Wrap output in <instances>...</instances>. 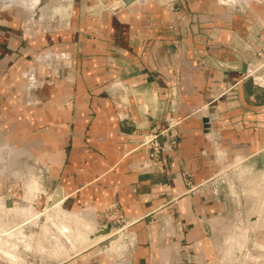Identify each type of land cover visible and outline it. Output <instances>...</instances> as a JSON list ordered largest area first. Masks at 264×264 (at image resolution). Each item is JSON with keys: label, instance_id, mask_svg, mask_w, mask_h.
Wrapping results in <instances>:
<instances>
[{"label": "crops", "instance_id": "0c3cea01", "mask_svg": "<svg viewBox=\"0 0 264 264\" xmlns=\"http://www.w3.org/2000/svg\"><path fill=\"white\" fill-rule=\"evenodd\" d=\"M4 1L1 151L32 158L52 189L60 187L68 211L92 216L116 203L133 222L130 264H189L184 253L200 260L195 264H220L208 221L228 218L231 206L209 180L235 156L264 157V87L245 77L246 63L264 46V0H69L56 21L40 10L51 0H24L28 8ZM41 52L55 54L36 61ZM170 118L177 121L175 151L163 154V171L143 167L142 135ZM183 168L193 173L191 192ZM249 176L241 183L255 196L251 224L264 228V175ZM4 183L0 176V192ZM261 236L253 245L264 249ZM228 237L230 249L245 246L242 230ZM113 243L78 259L95 254L96 264H109L101 255L124 246ZM249 258L264 264V254ZM224 259L230 264L228 249Z\"/></svg>", "mask_w": 264, "mask_h": 264}, {"label": "rangeland", "instance_id": "374dc122", "mask_svg": "<svg viewBox=\"0 0 264 264\" xmlns=\"http://www.w3.org/2000/svg\"><path fill=\"white\" fill-rule=\"evenodd\" d=\"M12 2H20L21 5L28 8L25 1L22 2L21 0H7L4 4ZM7 149H9V152L14 157L12 160L13 164L11 165H13L17 170H24L26 174H22L21 176H19V174L14 175L13 173L15 172H13L14 170L12 169L0 172V176H2L5 181L4 189L0 192L1 201L4 202L0 203V207L7 208L10 204L12 205L10 209L0 213V222L2 221L0 223V264H66L72 260H76V263L73 264H84V262L85 264H91L90 261H93L95 262L93 264H96L98 263V260H101L98 259L96 261L100 255L92 254L88 258L85 257L86 260L85 258L84 260H80L78 257H81L82 254L88 251H93V253H95V250H98L99 247L101 249H105L109 241L114 242L113 244L117 243L119 246H121V243L124 244V242H126L125 237H123V234L125 233L124 230H119L116 233H114L113 230L108 236L113 233L114 234L107 239H105L107 236L105 238L104 236L96 237L95 234L98 231L97 226H100L94 219L96 214L90 216L82 211H75L76 214H61L57 211H52L50 209L52 198H49V196H51L50 194H52V191L54 193L55 188L52 189V180L48 177L49 175H47L46 172H43L41 167V170L38 169L32 158L20 154V152H13L9 147ZM239 156L240 157L238 158L236 157L234 163L230 166H238L240 164L238 161H241L243 157H241V155ZM25 162L27 165H25ZM239 168L241 170H239L238 167L231 169V171L227 173V178H225L226 176L224 174L221 175L222 180L232 181L234 185V188L231 189L233 195V198L231 197V215L228 214L229 216H227V220L221 222L220 226L217 227L219 235H217L218 237L216 238V242L213 241V245L216 244L219 248L218 256H220L221 259H224V251L227 249V237L224 236L223 233L225 232L227 234L231 229V231H234L235 228L233 229L232 225H239L238 222H241V225L243 224L242 226H246L245 220H241L239 217H244V213L251 214L250 211H253L256 207L255 196L244 194L241 182L246 180V177L247 179L250 178L249 175H251V173L253 175L259 173L264 175V157L261 159L259 157H254L249 160H244L240 164ZM248 170L251 171L249 174ZM25 177L28 179L31 178V183H29L26 179L24 180ZM255 179H257L256 176ZM220 187H222L225 195L229 198L228 190L225 188V184L222 183ZM36 211L38 213H36ZM6 212H9L10 214ZM18 216L23 218H19ZM4 218L8 220H5ZM33 218L35 219L33 220ZM237 218L239 219L237 220ZM34 221H36V224ZM93 221L97 225L96 227L90 224ZM252 224H256V222L254 221ZM126 230H128V228ZM236 230H241V227L238 226ZM33 233L34 235L36 234V236H34ZM260 235H263L261 237H264V234ZM256 240L258 241L260 238H256L255 241ZM252 251V256H259L256 250ZM118 252V254L109 253L101 256L105 257L110 264L113 262V260L109 257L111 256L110 254H112V258H114V255L120 257L124 254L121 251ZM244 252L245 251L242 253ZM245 255L247 259H251L249 258L250 253ZM199 261L200 260L197 259V262ZM220 264L228 263L223 260ZM249 264L252 263L249 262Z\"/></svg>", "mask_w": 264, "mask_h": 264}, {"label": "built area", "instance_id": "2783aa9c", "mask_svg": "<svg viewBox=\"0 0 264 264\" xmlns=\"http://www.w3.org/2000/svg\"><path fill=\"white\" fill-rule=\"evenodd\" d=\"M138 1H152L156 3H165L169 4V0H138ZM222 4L228 3L229 5L233 6H240L242 3V0H219ZM123 4V2H122ZM112 8L111 6H109ZM26 31V30H25ZM43 53H38L35 56L36 61H48V57L43 58ZM254 59L250 60L246 63L245 67V77H249L252 82L258 86H263L264 87V46L259 47V49L254 50ZM51 55H54V53H51ZM50 57V56H49ZM35 100L33 98H30L27 100V103H32ZM210 108L209 105L207 104L205 107L201 108V113L204 115V117L207 119L206 120V129L209 126V113ZM177 121L173 118H170L167 120V124L164 128H162L159 131L156 130H151L150 132L142 135L141 140L139 142V147L142 148V151L147 155V161L143 167L146 168H151V169H156L159 171H163V166H164V156L163 154L166 153L168 155H171L172 152L175 151L176 146H177V140H176V134L174 131V128L176 126ZM158 137L162 139V141H159ZM236 157L231 158L229 161H227L225 164H223L217 171L216 173L210 178L209 184L211 185V190L215 193V196L218 197L217 195H221V199H224V202L228 204V206L232 207V200L231 197L232 192L231 189L234 188V185L232 181L229 180H222V174H224L227 178V173L231 171V169L238 167L239 168L240 164L244 160H249L248 158L242 156V160L239 162L240 164L238 166H230L232 163H234ZM248 172H250L248 170ZM181 176L182 180L186 186V192H191L196 188V185L193 184V173L186 169L183 168L181 171ZM225 184V188L228 190V196L225 195L224 190L222 187H220L221 184ZM242 185V183H241ZM233 198V197H232ZM96 215L94 216V219L96 220V223L102 227H106L108 230H114V233H116L119 230H124L123 237H125L126 242H124L123 248H121L123 255L120 257L114 255V258L109 256L113 262L110 264H130L129 260V254L130 252L133 251L134 246H135V241H134V236L132 235V232L129 230V226L133 223L130 220H127L123 217L121 210L119 206L116 203H111L107 205L103 210L100 212L95 213ZM225 213L217 214L215 217L210 219V222L208 221V237L210 240L213 242H216V238L218 237V229L217 227L220 226L221 222L226 221V217L224 216ZM245 216L242 217L240 216L241 220H245L246 226H242L241 222H238V226H241L242 233H245L246 235V241H245V246H242V248H232L230 249V241H229V234L233 233L234 231L228 232L227 234L224 232L223 235L227 237V249L229 250V253L231 255V262L230 264H249L251 262L252 264L256 263V261H252L247 259L245 256L246 250H249V253L253 252L252 250H256L259 254V258L257 261H260L262 255L264 254V249L262 248H256L253 243L256 242V235L257 234H264V228H254L251 224V218H254L251 214H246L244 213ZM255 215V214H253ZM237 218V220L239 219ZM209 220V219H208ZM248 224V225H247ZM250 224V226H249ZM237 225V224H236ZM235 225H232V227ZM128 228V230H126ZM246 229V230H245ZM235 232H237L236 229H234ZM113 233V234H114ZM111 234V235H113ZM110 235V236H111ZM110 236H107L105 239L109 238ZM104 240V239H103ZM257 242H261L258 240ZM217 253H219V248L214 245ZM238 249V250H236ZM245 251L244 253H242ZM195 257V258H194ZM217 257L219 258L218 262H222L225 259H221L220 256ZM126 258V259H125ZM229 258V257H228ZM182 259L186 260L189 263H196L197 257L194 254H189V253H184L182 254ZM181 259V260H182ZM221 259V260H220ZM241 261V262H239ZM226 262V261H225ZM227 263V262H226ZM211 264H216V261L211 262Z\"/></svg>", "mask_w": 264, "mask_h": 264}, {"label": "bare ground", "instance_id": "6f19581e", "mask_svg": "<svg viewBox=\"0 0 264 264\" xmlns=\"http://www.w3.org/2000/svg\"><path fill=\"white\" fill-rule=\"evenodd\" d=\"M22 2H24V0H21ZM29 1V3H30V5L31 4H33V2H34V0H28ZM66 1H68V3H69V0H51V2L48 4V5H46L45 7H41L40 8V10H41V12H42V15L43 16H46V17H48V16H51V17H53V18H55L54 20L56 21L57 19H59V17L61 16V14L63 13V11H64V9H65V5H66ZM4 2H6V1H4ZM119 2L122 4V2H123V0H119ZM26 3V2H25ZM67 3V4H68ZM53 20V21H54ZM54 21V22H55ZM55 54V53H54ZM44 55V54H43ZM51 55V53H47L46 55H44L43 56V58H45V57H49ZM1 149L2 148H0V170H4V171H9V169H12V170H14L13 172H15V173H13L14 175H18L19 174V176H21L22 174H26L25 173V171L24 170H17L13 165H11V164H13L12 162V160H13V156L11 155V154H6V152H2L1 151ZM3 150H5V149H3ZM238 157H240V156H238ZM237 157V158H238ZM242 157V156H241ZM238 161V160H237ZM238 162H240V161H238ZM25 165H27V163L25 162ZM16 170V171H15ZM32 176V175H31ZM27 180L29 183H31L30 182V179L31 178H27V177H25L24 178V180ZM36 179V178H35ZM245 186V185H244ZM56 190V189H55ZM56 191H54V193H53V191H52V194H50L51 196H49V198H52L53 199V196L54 195H57L56 193H55ZM32 193V192H31ZM25 201H27V200H25ZM30 201V200H29ZM2 202H4V201H1V198H0V203H2ZM24 202V201H23ZM22 203V202H21ZM30 203V202H29ZM4 204V203H3ZM25 205V204H24ZM27 205H29V204H27ZM12 207V205L10 204V206H8L7 208L6 207H0V213H2L3 211H6L7 209H10ZM50 209L52 210V211H57V212H59V213H61V214H76L75 212H72V211H68V210H66L64 207L62 208V196H58L56 199H54V200H52V203L50 204ZM36 210V209H35ZM38 211V210H37ZM36 211V213H38ZM48 211V210H47ZM6 213H8V214H10L9 212H6ZM13 213V212H12ZM22 213V212H21ZM52 213V212H51ZM14 214V213H13ZM60 214V215H61ZM3 216H4V214H3ZM49 216V215H48ZM81 216V215H80ZM5 217V216H4ZM14 217V216H13ZM19 217V216H18ZM79 217V216H78ZM15 218V217H14ZM19 218H23V217H19ZM81 218H82V216H81ZM5 219V218H4ZM35 218H33V220H34ZM39 219V218H38ZM86 219V218H85ZM91 219V218H90ZM5 220H8V219H5ZM23 220V219H22ZM37 220V219H36ZM55 221V220H54ZM90 221V220H89ZM2 222V221H1ZM0 222V223H1ZM35 222V224H36V221H34ZM33 222V223H34ZM47 222V221H46ZM76 222H78V221H76ZM86 222V221H85ZM8 223V222H7ZM33 223H31V224H33ZM48 223V222H47ZM46 224V223H45ZM90 224H92L94 227H96L97 225L94 223V221L92 222V223H90ZM71 225V224H70ZM52 226H53V224H52ZM60 226V225H59ZM2 227V226H1ZM49 227V226H48ZM98 227V226H97ZM40 229V228H39ZM1 230V229H0ZM48 231V230H47ZM43 232H45V231H43ZM53 232V231H52ZM105 232H107V228H103V229H101V230H98L97 232H96V234H104ZM8 233H10V232H8ZM41 233V232H40ZM47 233H49V232H47ZM51 233V232H50ZM108 233V232H107ZM4 234V233H3ZM53 234V233H52ZM8 235V234H7ZM31 235V234H30ZM33 235H34V233H33ZM32 236V235H31ZM34 236H36V234L34 235ZM101 236H103V235H101ZM80 237H81V235H80ZM33 238V237H32ZM88 238V237H87ZM105 238V237H104ZM1 239V238H0ZM28 239H30V238H28ZM27 239V240H28ZM77 239V238H76ZM91 239V238H90ZM71 240V239H70ZM30 241V240H29ZM0 242H1V240H0ZM26 242V241H25ZM31 242V241H30ZM96 242H98V241H96ZM3 243H5V242H3ZM2 243V244H3ZM26 244V243H25ZM52 244H54V243H52ZM261 244V243H260ZM31 245V244H30ZM82 245V244H81ZM264 245V244H263ZM36 246V245H35ZM38 246V245H37ZM45 247V246H44ZM108 247V246H107ZM32 248V247H31ZM33 249V248H32ZM60 249V248H59ZM79 249V248H78ZM31 250V249H30ZM44 251H46V250H44ZM52 251V250H51ZM47 252V251H46ZM56 252V251H55ZM52 253V252H51ZM50 253V254H51Z\"/></svg>", "mask_w": 264, "mask_h": 264}, {"label": "water", "instance_id": "95a60500", "mask_svg": "<svg viewBox=\"0 0 264 264\" xmlns=\"http://www.w3.org/2000/svg\"><path fill=\"white\" fill-rule=\"evenodd\" d=\"M123 1H124V2H128L129 0H123ZM55 189H56V190H55V191H56L55 193H56L57 195H54L52 200L56 199L58 196H61V190H60V187H59V186H56Z\"/></svg>", "mask_w": 264, "mask_h": 264}]
</instances>
